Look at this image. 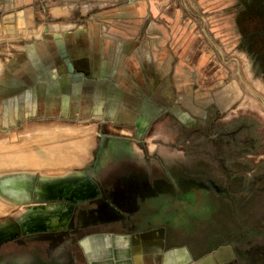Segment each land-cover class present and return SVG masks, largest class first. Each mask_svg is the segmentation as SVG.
Wrapping results in <instances>:
<instances>
[{
  "label": "crops",
  "instance_id": "1",
  "mask_svg": "<svg viewBox=\"0 0 264 264\" xmlns=\"http://www.w3.org/2000/svg\"><path fill=\"white\" fill-rule=\"evenodd\" d=\"M86 1L92 0H0V35H18L20 25L34 33V37L0 39V116L4 125L20 115L58 117L64 113L65 117L79 119L80 126L96 130L92 151H100L94 166L96 175L86 179L85 184H81L86 178L81 171L70 170L80 165L63 171L28 170L26 192L14 198L2 192L3 196L11 199L14 207L28 203L34 196L54 192L63 202L58 213L32 209L22 222L25 231L43 230L37 228L42 217L47 224L55 225L47 229L54 231L67 228L76 204L87 206L86 202L94 200L99 205V194L92 196L99 185L127 183L137 189L123 195L128 208L124 205L120 209L115 203L117 211H96L99 220L81 229L71 245V259L66 255L60 264H240L231 244L211 240L207 219L210 209L197 207L208 192L195 185L193 163L186 165L187 176L147 175L145 169L150 162L140 156L141 149L122 140L127 138L109 133L115 130L118 135L143 137L151 122L167 108H175V116L182 121L191 120L188 113L172 106L179 95L175 97L170 80L165 79L173 62L168 28L163 20L158 22L153 17L142 31L149 13L159 15L154 1L124 0L112 5L119 8L114 14L97 20L81 16L74 19L71 27L54 26L72 23L64 20L69 15H45L52 14L51 8L77 10ZM77 123L36 122L26 130L37 125ZM105 123L110 131L99 132V125ZM149 144L155 151L156 143L150 139ZM37 171L40 179H36ZM138 174L142 176H131ZM180 178L181 184H186L184 191L177 187L175 191H162L163 184L178 185ZM68 182L75 186L70 191L55 190L57 185ZM192 188L196 189L195 197L188 198L186 208L177 207L172 212L163 209L170 195L186 194ZM140 189H145L142 198L137 195ZM49 208L55 209L56 205ZM182 218H186L185 222H181ZM197 218L200 228L195 226ZM214 238L217 241L218 235ZM17 250L9 257L1 256L0 263L54 264L45 261L35 249L17 246Z\"/></svg>",
  "mask_w": 264,
  "mask_h": 264
},
{
  "label": "rangeland",
  "instance_id": "2",
  "mask_svg": "<svg viewBox=\"0 0 264 264\" xmlns=\"http://www.w3.org/2000/svg\"><path fill=\"white\" fill-rule=\"evenodd\" d=\"M122 1H86L77 10L72 8L74 10L69 12L68 9L51 8L52 14L47 12L45 15H69L70 18L64 20L72 23L54 26L71 27L74 19L81 16L84 20L91 17L97 20V17L114 14L113 11L119 8L112 5ZM153 1L159 15L149 13L142 31L144 33L153 17L158 22L163 20L168 28L171 35L168 45L173 62L172 71L165 79L170 80L175 97L179 95L180 98L182 95L172 106L188 113L191 120L184 122L175 116V108H167L151 122L143 137L118 135L115 130L109 133L127 138L122 140L137 145L142 151L140 156L147 163L150 162L148 165H157L151 168L146 164L147 168L144 169L147 175L187 176L186 165L190 167L193 163L195 185L208 192L201 197L197 207L210 209L211 216L207 219L212 242L231 244L238 253L240 264H264V0ZM24 28L25 25L19 26L18 37H34L32 31ZM9 36L16 37V34ZM9 36L0 35V39L11 38ZM53 120L73 124L81 122L77 118L65 117L64 113L58 117L30 113L9 120L5 126L0 116V142L12 149L22 148L27 157L33 158H27L28 163L31 162L26 168L0 169L1 178L8 174H18V171H63L75 165L80 166L71 168V172L81 171L87 179L95 177L94 166L100 157L98 148L93 151L92 148L89 153H82L79 148L65 152L59 149L51 151L54 152L50 154L51 160L67 157L68 161L61 166H56L57 163L52 166L47 151L39 153L31 148L36 142L32 143L26 137L32 132L36 135L34 130L46 125H37L30 128L31 131L26 129L36 122ZM79 126L80 123H77ZM109 127L106 123L101 124L98 131H110ZM96 139L94 136V141ZM150 139L156 143L155 151L150 149ZM56 142L59 145L61 143L60 139ZM67 142L81 143L84 139L73 136L67 138ZM40 145L46 147L48 143ZM41 156L46 157L45 162H50V167L42 166L38 159ZM35 158L37 161H34ZM40 175V171H37L36 179H40ZM179 181L178 185L163 184L162 191H175L176 187L180 192L184 191L186 184H181V178ZM144 191L138 190L137 195L142 198ZM195 193L194 188L186 194L174 193L165 199L163 209L172 212L177 207L186 208L188 198L195 197ZM1 195L0 192V229L13 223L19 225L32 209L48 213L52 204L56 205L55 209H50L52 212L63 206L54 192L34 196L31 201L23 204L26 205L24 209L23 205L12 207V200ZM121 203L118 201L120 209ZM77 213L78 209L74 215ZM185 219L180 220L185 222ZM197 224H200L199 218L195 226L200 228ZM217 235L216 241L214 237ZM68 237L64 245L67 259H71L74 252L71 245L75 238Z\"/></svg>",
  "mask_w": 264,
  "mask_h": 264
},
{
  "label": "flooded vegetation",
  "instance_id": "3",
  "mask_svg": "<svg viewBox=\"0 0 264 264\" xmlns=\"http://www.w3.org/2000/svg\"><path fill=\"white\" fill-rule=\"evenodd\" d=\"M131 176L139 177L142 175L138 174ZM86 179L87 178L83 179L84 181H82L81 184H85ZM74 187L75 186L72 183L68 182L57 185L55 190L70 191ZM96 189L97 192L92 196L96 197V195L99 194L98 199H101L99 205L96 206V202H92L94 200H90L89 202L85 203L87 206H83L82 203L73 206L71 212L72 214L68 221L66 229L48 231V228H53L55 227V225H51L49 223L47 224L45 218L42 217L39 221V223L41 222V225L39 224L37 228L43 230L25 231L22 226V222L25 221V218L20 222L19 225L17 223H13L7 227L0 229V257L4 255H8L9 257L13 255V253L18 252L17 246L22 248V250L29 247L30 249H35L41 256H43L45 261L50 260L54 264H60L63 257L67 255L64 241L68 236L76 238L77 235L80 234L82 228H88L95 225V222L99 220V218H97L95 215L96 211H117V207H115L114 204H118V201H122L121 205H125V207L128 208V202H123V195H128V193L134 191L137 192V189L127 183H125L124 185H99V188L96 187ZM114 197H119V199H116ZM108 198H113V202H104L107 201ZM57 200L60 201V199L58 198ZM76 209H78V213L74 215ZM59 210L53 212L50 211V214H56L59 212ZM68 233L70 234L68 235ZM70 240H72V238ZM73 241L75 240H72V243Z\"/></svg>",
  "mask_w": 264,
  "mask_h": 264
},
{
  "label": "bare ground",
  "instance_id": "4",
  "mask_svg": "<svg viewBox=\"0 0 264 264\" xmlns=\"http://www.w3.org/2000/svg\"><path fill=\"white\" fill-rule=\"evenodd\" d=\"M40 32H41V30L39 32L35 33L36 36H39ZM9 37H11V36H9ZM46 126H49V125H46ZM46 126H41V127L37 128L36 130H34V131H36L35 132L36 135L33 134L34 132H32L30 135H28L29 134L28 133L27 134L28 136L26 135L27 136L26 138H27V140H30V142H32V143L36 142V143L32 144V147H31L32 149H36L37 152H39V153H42L43 151L44 152L47 151L49 153V157H50V154L52 153L51 151L56 152V149H59V150H62L65 152L68 150L69 151L73 150L74 148H77V149L79 148L82 150V153H89V151L93 148V146L95 144V141H94L95 129L92 127H85V126L77 127L75 125H63V124H58V125L53 124L52 126L50 125L49 127H46ZM30 131H31V129H30ZM37 136H38V139H37ZM73 136H76L80 139L81 138L84 139V142H81V143H77V142L76 143H69V142H67V138H70ZM58 139H60V141H61L60 145L57 144V142H56ZM40 140H42V141H40ZM44 142H47L48 146L42 147L40 145V143L42 144ZM1 144H3V145H1ZM22 150H24V149H22V148L20 150L19 149H12L10 147H7L4 143L0 142V169H4V168H11V169L14 168L15 169L16 167H21V166H25V168H26V166H29L31 161L28 163L27 160L28 159L33 160V158H31L29 156L27 157V153H25V152L23 153ZM18 151H20V152L15 153ZM3 154H5L7 156H2ZM35 157H36V153H35ZM51 158L52 157H50L48 159H50V161L53 162L52 166H54V164H56V163H57L56 166H61L62 164H64V162L68 161L67 157H61V158L53 159V160H51ZM38 159L40 160V162H42L43 167L44 166H49V167L51 166V165H49L50 162L49 163L45 162L46 157L43 158L41 156ZM34 161H37V158H35ZM43 167H41V168L43 169ZM32 169H34V168H32ZM14 171H18V170H14ZM26 181H27V171H24L23 173H19V171H18V174H8L5 177H2V178L0 177V192L1 193L2 192H4V193L8 192L10 196H13V198L15 196H19L20 194L26 192V183H27ZM2 210H4V209H2Z\"/></svg>",
  "mask_w": 264,
  "mask_h": 264
}]
</instances>
